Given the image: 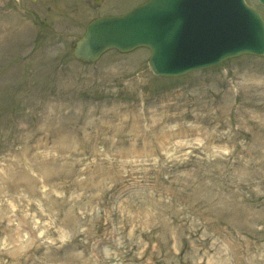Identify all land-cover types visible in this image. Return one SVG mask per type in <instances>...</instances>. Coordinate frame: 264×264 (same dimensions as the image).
Listing matches in <instances>:
<instances>
[{
  "label": "rangeland",
  "instance_id": "374dc122",
  "mask_svg": "<svg viewBox=\"0 0 264 264\" xmlns=\"http://www.w3.org/2000/svg\"><path fill=\"white\" fill-rule=\"evenodd\" d=\"M143 1L0 0V264H264V56L70 55Z\"/></svg>",
  "mask_w": 264,
  "mask_h": 264
},
{
  "label": "water",
  "instance_id": "95a60500",
  "mask_svg": "<svg viewBox=\"0 0 264 264\" xmlns=\"http://www.w3.org/2000/svg\"><path fill=\"white\" fill-rule=\"evenodd\" d=\"M138 48L149 50L153 75L180 77L242 55L262 57L264 21L244 0H146L124 15L92 20L71 54L93 64L108 51Z\"/></svg>",
  "mask_w": 264,
  "mask_h": 264
},
{
  "label": "bare ground",
  "instance_id": "6f19581e",
  "mask_svg": "<svg viewBox=\"0 0 264 264\" xmlns=\"http://www.w3.org/2000/svg\"><path fill=\"white\" fill-rule=\"evenodd\" d=\"M23 237H25V236H23Z\"/></svg>",
  "mask_w": 264,
  "mask_h": 264
}]
</instances>
